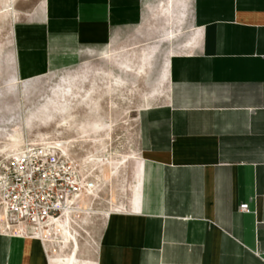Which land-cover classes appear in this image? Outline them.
Wrapping results in <instances>:
<instances>
[{
  "label": "crops",
  "instance_id": "obj_1",
  "mask_svg": "<svg viewBox=\"0 0 264 264\" xmlns=\"http://www.w3.org/2000/svg\"><path fill=\"white\" fill-rule=\"evenodd\" d=\"M94 56L103 88L62 108L104 115L73 130L105 144L135 116V149L74 158L96 176L79 214L47 239L0 226V264H264V0H0V147L28 83Z\"/></svg>",
  "mask_w": 264,
  "mask_h": 264
},
{
  "label": "rangeland",
  "instance_id": "obj_2",
  "mask_svg": "<svg viewBox=\"0 0 264 264\" xmlns=\"http://www.w3.org/2000/svg\"><path fill=\"white\" fill-rule=\"evenodd\" d=\"M88 64H91L93 68L87 73L84 81L79 83L76 78L84 65ZM104 69V62L98 59V56H94L85 58L79 67L50 73L28 83V89L31 90L32 94L28 100L27 114L18 118L19 124L15 130L8 131L7 137L4 138L0 147V156L13 153V151L15 152L22 147L42 149L48 146V148L53 150L58 148L68 155L71 153L79 163L81 161L84 162L90 155L98 156L99 160H107L111 156L123 158L129 153H133L135 147L132 143V138L135 131V116H112L115 127L112 130L111 141L105 144L102 140L105 138L104 132L100 134L101 136L94 137L92 141H89L85 136L92 133L73 130V127L78 123L89 127L94 126V124L104 126V115L91 113V110L87 108L88 105H85L87 114L81 118H78L76 108H72V114L67 112L70 109L65 110V108H62L63 105L72 107L78 100V96L85 94L92 87L95 88L96 86L97 89L101 90L104 86L103 79L101 80L93 75L94 71L103 73ZM95 83L97 84L95 85ZM63 92L68 94L67 97H62ZM91 101L93 102L94 99ZM62 110H64L65 114L62 113ZM108 123H111V121L108 120ZM70 125L71 127H69ZM73 137L76 138L77 142L74 143L72 150L69 151L70 143L66 141ZM109 161L113 166L117 165L115 161ZM79 165L87 172L85 166ZM101 166H104V162L101 163ZM101 173L100 170L98 174L102 175ZM91 176L93 179L96 177L95 175ZM54 237L59 236L56 235Z\"/></svg>",
  "mask_w": 264,
  "mask_h": 264
},
{
  "label": "built area",
  "instance_id": "obj_3",
  "mask_svg": "<svg viewBox=\"0 0 264 264\" xmlns=\"http://www.w3.org/2000/svg\"><path fill=\"white\" fill-rule=\"evenodd\" d=\"M22 148L0 156V226L39 239L59 236L63 221L81 211L94 179L65 152ZM239 210L249 212V204Z\"/></svg>",
  "mask_w": 264,
  "mask_h": 264
},
{
  "label": "bare ground",
  "instance_id": "obj_4",
  "mask_svg": "<svg viewBox=\"0 0 264 264\" xmlns=\"http://www.w3.org/2000/svg\"><path fill=\"white\" fill-rule=\"evenodd\" d=\"M30 147V146H29ZM49 147V146H48ZM47 147V148H48ZM66 147V146H65ZM20 148V147H19ZM52 148V147H51ZM22 149H26L25 147H23ZM57 151H60V152H63L62 150H60V149H58V148H55ZM19 150V149H18ZM14 152V151H13ZM67 154V153H66ZM72 157V156H71ZM72 158H74V157H72ZM75 160V159H74ZM75 163L78 165V166H80L78 163H77V161L75 160ZM86 196H87V194H86ZM85 197V196H84ZM83 200V199H82ZM84 203V202H83ZM86 203V202H85Z\"/></svg>",
  "mask_w": 264,
  "mask_h": 264
}]
</instances>
